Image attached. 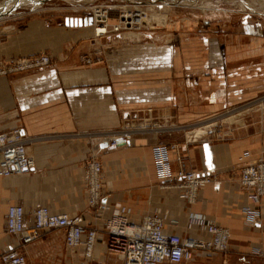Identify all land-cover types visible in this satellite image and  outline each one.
I'll return each instance as SVG.
<instances>
[{
    "label": "crops",
    "instance_id": "crops-1",
    "mask_svg": "<svg viewBox=\"0 0 264 264\" xmlns=\"http://www.w3.org/2000/svg\"><path fill=\"white\" fill-rule=\"evenodd\" d=\"M27 1L15 8L32 7ZM31 7L0 16V59L40 52L51 58L46 67L0 75V132L20 126L34 162L23 174L0 176V253L18 247L27 264H121L106 251L103 232L91 257H84L80 248L65 245L63 230H43L20 245L5 230L10 204L24 208L26 225L40 205L68 214L86 209L83 175L93 153L102 167V217L113 210H130L137 219L156 212L165 231L184 237L203 232L194 217L205 215L230 232L224 252L200 251L193 261L159 264H264V201L253 202L238 183L241 166L264 157V109L236 123H217L250 110L264 94V23L165 32L151 40L142 32L140 40L128 42L120 33L95 37L92 26L58 28L55 14ZM96 49L101 60H81ZM126 123L137 126L129 129V143L93 145L97 136L112 135ZM203 128L194 139L195 129ZM156 144L168 147L172 169L182 164L212 173L193 203L183 199L182 189L157 178ZM246 206L259 222H249ZM83 217L88 224L101 222L92 212Z\"/></svg>",
    "mask_w": 264,
    "mask_h": 264
},
{
    "label": "built area",
    "instance_id": "built-area-1",
    "mask_svg": "<svg viewBox=\"0 0 264 264\" xmlns=\"http://www.w3.org/2000/svg\"><path fill=\"white\" fill-rule=\"evenodd\" d=\"M97 20L98 23L101 22V19ZM95 21L96 15L93 14V22ZM129 24H124L123 27L118 25L115 28L137 27L135 22L134 27ZM50 64V56L43 52L16 57L9 61L0 59V75L43 68ZM259 100H264V95ZM150 111L148 108V112ZM131 135L129 129L115 131L112 135L100 134L93 145L96 148L104 142L108 148L126 145ZM199 137L200 135H195L193 138ZM29 141L20 126L0 132V176L23 174L34 166L33 159L27 151ZM152 154L157 178L182 189V197L188 203H193L199 187L212 179L210 171L200 173L186 170L182 164L172 169L166 145H154ZM101 173V163L96 155L91 153L83 175L88 205L82 212L58 213L40 205L31 211L32 223L26 225L24 208L20 204L8 205L5 223L7 234L13 236L20 245L34 242L43 230H63L65 245L80 248L84 257H91L97 233L103 232L106 236V251L113 253L121 264L193 261L200 251L227 250L229 230L208 220L205 215L194 217L196 223L203 224V232L197 236L184 237L165 231L162 218L156 212L146 213L137 219L136 214L130 210H113L108 216L102 217L101 211L105 205L102 202ZM238 183L253 202L264 201V157L260 156L242 165ZM243 210L249 222H259L255 210L248 206ZM83 212H92L95 220H101L100 224L86 223ZM256 252L259 255L263 254L262 249ZM0 264H27V261L23 252L15 247L0 253Z\"/></svg>",
    "mask_w": 264,
    "mask_h": 264
},
{
    "label": "rangeland",
    "instance_id": "rangeland-1",
    "mask_svg": "<svg viewBox=\"0 0 264 264\" xmlns=\"http://www.w3.org/2000/svg\"><path fill=\"white\" fill-rule=\"evenodd\" d=\"M30 1L33 9H38L40 14L48 15L49 12L51 15L55 14L58 28L64 25V17L93 16V11L97 8L110 9L108 13L111 25L119 24L122 15L130 16L129 13H139L141 14V18L138 19L140 23L134 21L137 30L133 32L131 31L133 29L123 28L122 32L118 31L122 37L120 40L123 39L128 42L140 40L142 37L140 33L142 32H146V37L143 38L148 37V40H151L149 36L153 35L155 38H159L165 32L167 34L176 33L180 30H197L207 33L214 28L220 31L235 28L240 22L246 23L248 20L254 25L264 23V2L262 0H198L196 2L177 0H46L38 6L34 0ZM29 7H31L30 4H25L14 8L12 11L17 12L23 8L28 10ZM101 11L105 12L103 9ZM91 26L93 27V25ZM128 30L131 32L125 33ZM93 33L95 34L94 31ZM148 40L144 39L143 41ZM101 55L102 51L96 49L94 54L88 52L82 54L81 60L84 62H87L88 59L89 62L99 61L102 59ZM250 105V110L249 107H246L241 110L242 112L227 115L224 117L225 119L217 123L224 125L225 122H239L250 112L264 109V100H258ZM136 128L137 126L126 123L121 129ZM205 129L207 128L195 129V134L199 135Z\"/></svg>",
    "mask_w": 264,
    "mask_h": 264
},
{
    "label": "bare ground",
    "instance_id": "bare-ground-1",
    "mask_svg": "<svg viewBox=\"0 0 264 264\" xmlns=\"http://www.w3.org/2000/svg\"><path fill=\"white\" fill-rule=\"evenodd\" d=\"M25 1L27 0H7V1H4V3L6 4L4 6V8L2 10H0V16H2L4 13H9L10 11H12L16 5H20L21 3H24ZM43 1L45 0H34V2L36 3V5L38 6L40 3H42ZM161 1V0H160ZM164 1V0H162ZM168 1V0H167ZM12 2V5L7 8V5H9V3ZM173 2V1H172ZM104 10L105 12H102L101 10ZM109 10L110 9H106V8H97V10L94 11V14L96 15V21L93 22V28H94V32H95V37H102V36H107L108 34L110 33H119L118 31H121L123 30V26L124 24H131V26L134 27V21H137L139 22V17L141 18V14H135V13H129L131 14L130 16H126V15H122L121 18H120V21H119V24H113L111 25V23H109ZM14 13V12H13ZM132 14H135V15H132ZM138 17V18H137ZM145 17V16H144ZM97 19H101L100 23H98V20ZM104 22V24H102ZM140 23V22H139ZM129 24V25H130ZM122 26L121 28L117 27V28H114L116 26ZM91 26V25H90ZM128 29H130L129 27H127ZM132 28V27H131ZM126 29V28H124ZM133 30L131 31H135L137 30L138 28H132ZM131 31L128 30V32H125V33H130ZM232 117V116H231ZM206 132V130H205ZM202 135V134H201Z\"/></svg>",
    "mask_w": 264,
    "mask_h": 264
},
{
    "label": "water",
    "instance_id": "water-1",
    "mask_svg": "<svg viewBox=\"0 0 264 264\" xmlns=\"http://www.w3.org/2000/svg\"><path fill=\"white\" fill-rule=\"evenodd\" d=\"M7 1V0H5ZM46 1V0H45ZM177 1H187V2H196L198 0H177ZM264 2V0H262ZM13 14V11H10L9 13H4L3 15H11ZM64 24L66 26L70 27H81V26H90L93 24V16H86V17H73V16H66L64 17ZM101 147H105L106 143H101Z\"/></svg>",
    "mask_w": 264,
    "mask_h": 264
}]
</instances>
